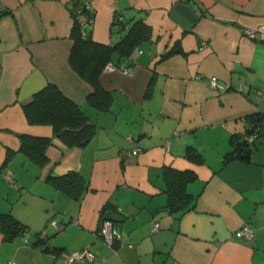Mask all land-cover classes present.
<instances>
[{"label": "crops", "instance_id": "crops-1", "mask_svg": "<svg viewBox=\"0 0 264 264\" xmlns=\"http://www.w3.org/2000/svg\"><path fill=\"white\" fill-rule=\"evenodd\" d=\"M89 1L94 42L123 37L116 14L126 28L136 19L151 28L130 57L112 56L130 73L100 72L112 94L107 110L87 103L93 87L69 63L73 0H0V217L25 228L0 231V264H66L84 247L96 258L73 264H264V129L249 160L223 163L245 117L264 115V0ZM247 29H256L252 37ZM48 82L95 124L85 145L27 122L23 105ZM19 134L51 137L44 166L20 151ZM188 147L203 162L187 158ZM164 166L195 174L186 185L194 205L184 212L167 206ZM69 171L88 181L79 201L46 180ZM104 218L118 234L112 246L99 233ZM245 224L252 237L234 236Z\"/></svg>", "mask_w": 264, "mask_h": 264}, {"label": "trees", "instance_id": "trees-1", "mask_svg": "<svg viewBox=\"0 0 264 264\" xmlns=\"http://www.w3.org/2000/svg\"><path fill=\"white\" fill-rule=\"evenodd\" d=\"M77 3V1L72 2L71 12L77 7ZM5 13L7 12H1L0 17ZM114 21L120 26V30H126L123 37L112 46L94 42L88 37L89 31L86 36H83L76 20H73L71 30L73 45L69 54V63L93 87L86 101L97 110H107L112 103L111 92L104 90L99 84L98 79L102 69L107 63L120 67L119 61L113 63L112 56L115 54L119 59L130 57L134 50L151 36L150 26L142 19L131 21L127 28L126 22L118 14L115 15ZM23 112L29 124L50 125L53 136L58 137L68 146H83L95 133V124L89 120L81 106L65 96L55 84L50 82L32 94L31 100L23 105ZM245 122L247 126L244 133H236L230 137L231 150L224 155L223 163L235 159L249 160L255 138L252 142H248L244 135L251 133H255L257 137L261 135L264 129V115L247 116ZM19 138L20 151L35 164L44 166L48 161L45 150L51 144V137L19 134ZM185 155L197 163L203 162L202 155L193 147H188ZM162 172L166 183L168 208L177 212H184L191 208L195 198L186 190V185L195 178L194 172L170 166H164ZM46 180L57 190L76 201H79L89 188L88 181L74 171L63 175L49 174ZM104 219H110L114 225L112 218ZM24 230L23 224L11 215H1L0 231L5 234V237L21 234ZM43 243L42 238L38 239L34 245Z\"/></svg>", "mask_w": 264, "mask_h": 264}, {"label": "built area", "instance_id": "built-area-1", "mask_svg": "<svg viewBox=\"0 0 264 264\" xmlns=\"http://www.w3.org/2000/svg\"><path fill=\"white\" fill-rule=\"evenodd\" d=\"M77 1V7L73 9L71 12L73 20H76L77 23L80 25L81 28V34L83 36H86L88 31L93 25L94 22V14L91 8V4L89 0H73ZM3 12V6L0 3V13ZM114 28L116 30H120V26L114 22ZM261 29V28H257ZM256 29H247L246 34L248 36H253L254 32ZM114 68V66L111 63H107L104 67V69L109 70ZM121 70L124 73H130L129 69H127L124 66H121ZM215 80L213 78L210 79V84L215 85ZM257 93L261 96H264V88H258ZM255 133L251 134H245L244 138L248 142H252L255 138ZM134 152H138V148L133 150ZM4 176L8 181H12V175H10L8 172L4 171ZM160 223L155 222L152 226V231L155 232L159 229ZM252 228L248 225L245 224L235 230L233 233L234 236L236 237H245V238H251L252 237ZM103 242L107 246H112V243L115 238L118 237V234L116 232V229L114 228L113 222L110 219H104L102 221L100 231H99ZM96 258V254L89 248V247H84L82 249L76 250L74 252H70L69 254L66 255L65 257V262L66 264H73V263H81L86 260H94ZM176 264V263H175Z\"/></svg>", "mask_w": 264, "mask_h": 264}]
</instances>
